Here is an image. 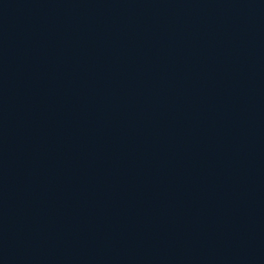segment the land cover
<instances>
[{
    "label": "water",
    "instance_id": "1",
    "mask_svg": "<svg viewBox=\"0 0 264 264\" xmlns=\"http://www.w3.org/2000/svg\"><path fill=\"white\" fill-rule=\"evenodd\" d=\"M0 264H264V0H0Z\"/></svg>",
    "mask_w": 264,
    "mask_h": 264
}]
</instances>
